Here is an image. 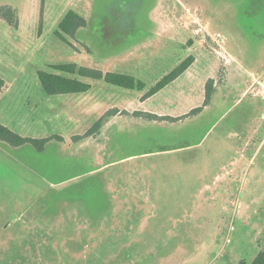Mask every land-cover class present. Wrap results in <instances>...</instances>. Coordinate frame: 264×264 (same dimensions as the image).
<instances>
[{
	"label": "rangeland",
	"instance_id": "obj_1",
	"mask_svg": "<svg viewBox=\"0 0 264 264\" xmlns=\"http://www.w3.org/2000/svg\"><path fill=\"white\" fill-rule=\"evenodd\" d=\"M69 10L87 25L57 36ZM190 54L182 78L205 93L212 76L209 103L131 115ZM70 62L145 90L82 78L86 92L45 93L37 71ZM0 78V109L30 120L9 127L50 137L0 143V264H250L264 250V101L245 91L264 80V0H0Z\"/></svg>",
	"mask_w": 264,
	"mask_h": 264
},
{
	"label": "trees",
	"instance_id": "obj_2",
	"mask_svg": "<svg viewBox=\"0 0 264 264\" xmlns=\"http://www.w3.org/2000/svg\"><path fill=\"white\" fill-rule=\"evenodd\" d=\"M9 23L15 24L16 20L7 18ZM87 25V20L79 13L74 10H69L65 13L63 18L57 24V30L55 34L61 37V32L68 35L74 36L75 33ZM193 55H188L179 62L174 68L163 75L154 85H152L144 94V97H149L165 87L167 84L175 80L179 75H181L193 62ZM50 70H38L37 75L40 84L45 93L52 94H65V93H83L91 88V84L84 81L82 78H89L93 80H103L106 83L122 87L125 89H136L142 90L146 84L141 79L136 78L132 74L119 71H106L103 72L96 68H91L87 66L78 65L76 63H54L48 66ZM214 78H209L205 83V98L203 101V106L208 104L210 101V94L214 91ZM7 87L5 80L0 78V96L4 89ZM201 107L192 109L187 115L192 114ZM119 110L117 108L109 109L103 115H101L94 124V130L97 132L102 125L105 117L116 114ZM122 113V112H121ZM124 113V112H123ZM133 116H147L149 118L156 119H169V117L157 118L151 114L143 113L140 111H134L131 113ZM184 117V116H183ZM176 119V118H174ZM92 129L87 131L83 136H74V138L80 139L88 136ZM60 138V136H55ZM50 139L46 138H35L29 136H22L17 132L13 131L9 127L0 123V143H5L11 146H24L31 144L41 149L42 146ZM250 264H264V250L257 253Z\"/></svg>",
	"mask_w": 264,
	"mask_h": 264
},
{
	"label": "crops",
	"instance_id": "obj_3",
	"mask_svg": "<svg viewBox=\"0 0 264 264\" xmlns=\"http://www.w3.org/2000/svg\"><path fill=\"white\" fill-rule=\"evenodd\" d=\"M194 61H195V57H194L193 62ZM193 62L190 64V66L193 64ZM189 67L186 70H188ZM119 72H123V71H119ZM182 74L179 75L175 80H173L172 82L167 84L165 87H163L162 89H160L159 91H157L156 93H154L153 95H151L149 97H146V98L143 97L146 92L143 93L139 98L143 97L144 100H141V101L138 100L141 104H143L142 110L141 109L140 110L134 109V111H140L143 113L151 114L152 116H155L157 118L169 117L168 120L176 121V120L182 119L184 117H187L188 116L187 114L192 109L203 106V101L205 98L204 86L203 85L197 86V88H195V89H191L190 87L187 88L186 84H185L186 79L182 78L184 75V74L183 75ZM209 78H213V77L209 76ZM262 81L264 82V80H262ZM203 82H204V79H203ZM249 88L247 87V89L245 91H247ZM9 89H10V84L8 85L7 88L4 89L3 93L1 94L0 101L6 97ZM144 90L145 89L140 90V91L142 92ZM165 92H166V94L164 96V104H160V107H159V104H156V103L150 104L152 102V100H151L152 96L156 97L157 95L165 93ZM190 94H191V97L192 96L194 97V101H193L194 105L191 107H189L186 103V101H191L188 98V96ZM197 103H201V104L195 105ZM146 104H150V106L146 107ZM112 106L117 107L116 105H112ZM165 107L168 108V110ZM118 108H121V107H118ZM8 113H9V116H11L10 112H8ZM0 116H6L7 117V121L2 123L3 125H5L7 127H9L10 124H13V123L17 124L18 126H26L30 121L29 119H27L25 117L24 118H17L18 121H11V120H9L8 115L5 113V111L3 109H0ZM174 118H176V119H174ZM164 120H167V119H164Z\"/></svg>",
	"mask_w": 264,
	"mask_h": 264
},
{
	"label": "built area",
	"instance_id": "obj_4",
	"mask_svg": "<svg viewBox=\"0 0 264 264\" xmlns=\"http://www.w3.org/2000/svg\"><path fill=\"white\" fill-rule=\"evenodd\" d=\"M249 89L250 90L253 89V93L255 95H259L264 101V82L263 81H257L256 86L252 85ZM262 117L264 118V110L262 113Z\"/></svg>",
	"mask_w": 264,
	"mask_h": 264
}]
</instances>
